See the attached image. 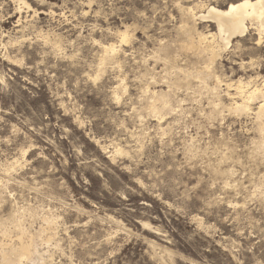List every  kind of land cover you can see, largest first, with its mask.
<instances>
[{
    "label": "rangeland",
    "instance_id": "1",
    "mask_svg": "<svg viewBox=\"0 0 264 264\" xmlns=\"http://www.w3.org/2000/svg\"><path fill=\"white\" fill-rule=\"evenodd\" d=\"M20 1L0 0V264L19 235L25 264H264L261 98L234 109L264 40L233 39L213 80L180 26L216 27L176 0Z\"/></svg>",
    "mask_w": 264,
    "mask_h": 264
},
{
    "label": "bare ground",
    "instance_id": "2",
    "mask_svg": "<svg viewBox=\"0 0 264 264\" xmlns=\"http://www.w3.org/2000/svg\"><path fill=\"white\" fill-rule=\"evenodd\" d=\"M177 5L179 6V9L185 16L191 17L193 20L196 21V19H200L203 22H211L215 25L216 31L214 33H211V31L205 35L202 33H198L196 37H193V28L191 26L181 25V33L184 38V40L189 43V47H187L190 51H196L201 54H205L208 57V64L203 69L200 70V74L203 76H206L210 79H213L216 77L214 76L213 68L211 65H213L221 56L222 52L227 50L228 47L232 46V41L236 37H243L247 34V32L252 31L255 35V45H260L261 42L264 40V0H198V2L195 1L196 4H193L192 6H188L191 2L194 3V0H176ZM173 0V2H176ZM16 2V1H15ZM18 2V0H17ZM20 3L25 5V7L29 8L30 6L27 4L26 1H20ZM188 4V5H185ZM18 7V6H17ZM199 10H198V9ZM20 7L18 8V10ZM22 9V8H21ZM25 9V8H23ZM198 11H194V10ZM28 10V9H27ZM21 11V10H20ZM37 12V9H36ZM40 12V11H39ZM29 13V12H28ZM35 13V12H34ZM33 13V14H34ZM20 14V13H19ZM36 14V13H35ZM30 15V14H29ZM25 18V17H24ZM184 23V22H183ZM197 23V22H196ZM180 25V24H179ZM213 27V26H212ZM29 28V26H28ZM128 26H125L124 29H119L117 31L118 35L121 38V41H127L129 40V32H128ZM26 29V28H25ZM36 31V30H35ZM137 31V30H136ZM196 32V31H195ZM213 32V31H212ZM37 34V32H36ZM178 34V33H177ZM42 35V34H41ZM22 37V36H20ZM27 37V36H26ZM25 37V39H26ZM40 37V36H39ZM18 38V37H17ZM24 38V37H23ZM45 38V37H43ZM160 39V38H159ZM162 39V38H161ZM160 39V41H161ZM16 40V39H15ZM177 40V39H176ZM13 41V40H12ZM18 41V40H17ZM20 41V39H19ZM176 42V41H175ZM174 42V43H175ZM16 43V42H15ZM20 43V42H19ZM18 43V44H19ZM171 43V42H170ZM186 43V44H187ZM231 44V45H230ZM175 46V45H174ZM164 47V46H163ZM177 47V46H176ZM3 49V48H2ZM106 54L105 59H113L115 56V46L105 45L103 47ZM153 52V49H151ZM160 50V49H158ZM161 51V50H160ZM177 51V50H176ZM183 51V50H182ZM7 52V51H6ZM155 52V51H154ZM158 52V51H156ZM166 54L168 51H165ZM9 53V52H8ZM13 53V52H12ZM150 53V52H149ZM174 53V50H173ZM152 54V53H151ZM178 54V52H177ZM182 54V53H181ZM3 55V54H2ZM10 55V54H9ZM159 55V54H158ZM6 56V53H5ZM9 57V56H8ZM8 57H6L8 59ZM173 57V56H172ZM205 57V56H204ZM14 58V57H13ZM12 58V59H13ZM159 57H157L158 59ZM163 58H165L163 56ZM202 58V57H201ZM10 58V61L12 60ZM104 59V60H105ZM156 59V60H157ZM14 60V59H13ZM12 60V61H13ZM103 60V61H104ZM155 60V59H154ZM172 60V59H171ZM204 60V58H203ZM106 61V60H105ZM147 61V60H146ZM162 61V60H161ZM164 61V60H163ZM144 62V61H143ZM154 62V61H153ZM204 62V61H203ZM202 62V63H203ZM206 62V61H205ZM162 63V62H161ZM197 63V62H195ZM200 63V62H199ZM197 65H200V64ZM180 65V64H176ZM181 66V65H180ZM161 67V66H160ZM170 67V66H169ZM182 67V66H181ZM173 68V67H170ZM176 68V67H175ZM161 71L162 68H161ZM170 71V70H169ZM168 71V72H169ZM174 71V70H173ZM164 72V71H163ZM172 72V70H171ZM193 72V71H192ZM165 73V72H164ZM167 73V72H166ZM170 73V72H169ZM168 73V74H169ZM173 73V72H172ZM176 73V72H175ZM174 73V74H175ZM157 75V74H156ZM155 75V76H156ZM170 75V74H169ZM182 75V74H181ZM162 76V75H161ZM152 77H154L152 75ZM179 77V76H178ZM181 77V76H180ZM150 78V77H149ZM165 78V77H164ZM196 78V77H195ZM218 78V77H217ZM151 79V78H150ZM153 79V78H152ZM156 79V78H155ZM161 79V78H160ZM197 79V78H196ZM216 79V78H215ZM149 80V79H148ZM172 80V79H171ZM146 81V80H145ZM150 81V80H149ZM220 81V80H219ZM218 81V83H219ZM154 82V81H153ZM186 82V81H185ZM221 82V81H220ZM157 83V82H156ZM205 83V82H204ZM212 83V82H211ZM217 83V82H216ZM252 80H249L246 82V85L241 81L238 80V84L235 87V94L239 96V100H241L239 103L234 102V109L235 110H251L250 106L253 104V101L257 98H261V101L258 102L257 107L255 108V117L256 120L261 121V119L264 117V78L262 82L258 85H251ZM120 84H122L120 82ZM168 84V83H167ZM175 84V83H174ZM190 83H187L186 85H189ZM197 84V83H196ZM203 84V82H202ZM208 84V83H207ZM210 84V83H209ZM208 84V85H209ZM222 84V83H221ZM183 84H181L179 81L176 82V87H180ZM191 85V84H190ZM198 85V84H197ZM216 85V84H215ZM225 85L226 89L229 90L232 84L230 83H223ZM149 86V85H148ZM185 86V85H184ZM166 87H169L166 85ZM199 87V86H198ZM197 87V88H198ZM141 88V87H140ZM147 88V87H146ZM204 88V87H203ZM202 85H201V89ZM210 88V87H209ZM124 89V88H122ZM142 89V88H141ZM153 89V88H152ZM144 90V87H143ZM190 90V89H189ZM209 90V89H207ZM206 90V91H207ZM214 90V89H213ZM148 90L146 89V92ZM151 91V89H150ZM154 89L152 90V92ZM163 91V90H162ZM195 92V91H194ZM142 93H144L142 91ZM141 93V94H142ZM154 93V92H153ZM164 93V92H162ZM218 93V92H217ZM230 97V93H226ZM139 96V95H138ZM153 97V96H152ZM140 98V97H139ZM149 98V97H148ZM171 99V97H170ZM232 99V98H231ZM136 100V99H135ZM138 101V100H137ZM136 101V103H137ZM147 102V101H146ZM157 102V101H156ZM169 102L168 95H165L163 99V105L164 107ZM255 102V101H254ZM142 103V102H141ZM151 104V103H150ZM156 104V103H155ZM154 104V105H155ZM215 104V103H214ZM148 106V105H147ZM152 106V105H151ZM160 106V104H159ZM256 106V105H255ZM150 108V106H149ZM163 108V107H162ZM212 110V109H211ZM159 110L157 109L156 105L152 106L150 109V112H153L155 114L159 113ZM254 111V110H253ZM147 113V112H146ZM251 113V112H250ZM247 114V113H246ZM139 116V115H138ZM147 116V115H146ZM160 117V116H159ZM255 119V118H254ZM258 121V122H259ZM261 130V129H259ZM264 135V134H263ZM260 144V143H259ZM115 147V146H114ZM118 152V151H117ZM13 164V163H12ZM11 165V164H10ZM20 219V218H19ZM15 221V220H14ZM17 224V223H15ZM3 228V227H2ZM16 242V241H15ZM15 244V243H14ZM10 244L9 247L12 251V255H7L8 257H5L4 260L6 264H23L29 255V251L27 249V246L21 241V237L19 235L18 238V244L14 245ZM35 244V242H34ZM4 246V245H3ZM35 247V246H33ZM6 248V247H5ZM7 248V249H9ZM7 252V251H6ZM37 252V251H36ZM39 253V252H38ZM32 254V253H31ZM35 254V253H34ZM4 256V255H3ZM36 257V255L34 256ZM2 258V257H0ZM33 258V257H32ZM3 259V258H2ZM28 260V259H27ZM26 260V261H27ZM34 261V259H33ZM28 262V261H27ZM30 263V262H29ZM36 264H43L44 260L41 256L37 257ZM33 263V264H34ZM25 264V263H24Z\"/></svg>",
    "mask_w": 264,
    "mask_h": 264
}]
</instances>
